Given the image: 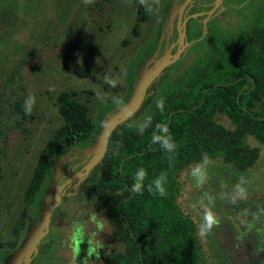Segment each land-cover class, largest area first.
<instances>
[{
    "label": "rangeland",
    "instance_id": "obj_1",
    "mask_svg": "<svg viewBox=\"0 0 264 264\" xmlns=\"http://www.w3.org/2000/svg\"><path fill=\"white\" fill-rule=\"evenodd\" d=\"M16 1L19 17L16 23L0 27V264L12 263L15 254L39 223L55 186L68 175L74 163L77 166L85 161L95 142L88 141L60 150L36 201L25 204L24 190L39 151L62 123L57 103L60 91L75 90L79 92L80 99L87 102L95 123L96 139L107 116L129 99L151 54L160 46L164 48L167 36L171 40L175 37V32H166V14L175 10L182 0H160L137 36L131 32L137 0H94L90 5H85L83 0ZM258 1L221 0V5L207 22L210 32H213L211 25L235 23L233 32L223 33L219 40L230 43L239 38L240 34L236 33L245 28L240 24L254 19L255 11L261 10L255 8L254 3ZM250 4L253 7L246 12ZM206 37L219 46L213 33ZM89 41L97 47V54H89L81 48ZM197 47H201L199 43L184 50L168 70L183 69L195 60L211 58L209 54L198 55ZM214 50L212 48L209 53ZM25 53V61L21 62ZM83 63L88 64L90 74L78 77L73 68ZM105 76L117 79V87L105 84ZM88 90L94 93L86 101L83 98H86ZM97 92L103 99L98 98ZM29 94L35 96V104L30 115L22 116L16 102L21 97L25 100ZM217 120L231 127L226 115H218ZM247 143L259 148L258 159L252 167L239 170L216 157L208 166L209 178L204 186L196 187L190 175L196 163L182 169L177 178L180 183L177 204L194 223L202 264H229L234 257L244 260V256L236 252L231 217L233 209L238 210L248 200L232 204L221 194L230 196L241 176L249 181L246 185L248 197L256 184L264 187V144L252 137L247 138ZM90 172L92 174L94 169ZM205 193L214 197L212 210L220 223L202 239L198 235V225L202 220L198 202ZM80 195V191L74 193L73 198L77 202L70 209L72 213L68 210L70 197H64L53 212L49 231L41 240L46 250L50 243L53 245L49 264H75L74 250L80 234L96 242L99 251V257L94 258L90 255L94 250H90L89 256L82 259L84 264H101L110 253L122 248L114 238V226L105 211L93 205L85 206L81 197L80 200L78 198ZM21 218L26 222L16 236L13 228ZM98 223L103 224L102 229ZM38 254L39 251L30 264H48L47 253Z\"/></svg>",
    "mask_w": 264,
    "mask_h": 264
},
{
    "label": "trees",
    "instance_id": "obj_2",
    "mask_svg": "<svg viewBox=\"0 0 264 264\" xmlns=\"http://www.w3.org/2000/svg\"><path fill=\"white\" fill-rule=\"evenodd\" d=\"M263 10L255 11L254 19L240 24L245 28L239 29L236 35L240 37L230 43L215 36L219 46L215 45L209 60H195L171 72L167 66L147 88L139 109L111 133L103 158L79 190L87 204L103 208L113 223L116 242L122 245L101 264H202L194 223L177 204V178L182 169L200 162L204 154L210 159L219 157L239 170L252 167L258 159L259 148L250 146L247 138L264 144ZM150 15L137 0L132 34L139 35ZM18 18L17 1L0 0V27L13 26ZM81 48L89 54L99 52L90 41ZM25 56L27 53L21 62ZM73 72L87 77L90 68L87 63L78 64ZM93 93L88 90L83 99L89 101ZM161 98L163 112L156 107ZM24 101L21 97L16 102L22 116ZM57 103L62 123L39 151L24 190L25 204L36 201L60 150L96 140L89 106L80 99L79 92L62 90ZM218 115H226L231 127L219 122ZM148 116L152 117V125L140 134L135 125ZM157 123L168 125L177 144L171 161L168 157L173 154L151 141ZM116 149L118 155L114 154ZM141 167L148 174L146 185L161 172L167 173L166 197L150 193L147 187L142 194L131 191L135 173ZM25 222L24 218L16 221V236ZM45 246L40 243L39 254L46 252L49 264L54 248L51 243L47 250Z\"/></svg>",
    "mask_w": 264,
    "mask_h": 264
},
{
    "label": "flooded vegetation",
    "instance_id": "obj_3",
    "mask_svg": "<svg viewBox=\"0 0 264 264\" xmlns=\"http://www.w3.org/2000/svg\"><path fill=\"white\" fill-rule=\"evenodd\" d=\"M184 1L185 0H182L175 10L166 14V32L167 34L175 32V37L171 40L170 37L167 36V41L164 45V48L161 49V46L158 47V50L156 49L148 60H159L166 54H173L179 47L178 38L179 33H181L182 30H184L183 42L186 44L184 50L192 46H196V44L199 43L201 47H197V51L199 49L198 55L206 56V54H209L211 57L215 52H209L212 48H215V43L212 42L211 38L208 39L206 36L213 33L214 36L220 37L223 33H227L228 31L233 32V29L236 25L235 23H228L225 25H211L213 32H210V28L207 25L208 20H210L212 17V13L221 5V2L211 14H208V11L214 7L215 0H189L184 7H181ZM254 5L255 8L264 9V0L258 1L257 4L254 3ZM250 7H253V4L248 5L246 7L247 10L245 11H249ZM86 159L87 156L85 160ZM84 162L81 164L77 163L79 164L77 166H75L74 163L71 166L68 175H66V177L55 186L54 190L59 184L65 182L68 178L74 175L83 166ZM86 177L77 183H72L71 185L65 186L63 188L64 194L61 197V202L64 197L71 198L70 207H68L69 211L73 208L74 203L77 202L73 198L74 193L76 191L79 192L80 186ZM250 193L251 194L247 199L248 203L244 204V206L240 205L238 210L233 209L231 217L232 230L235 234V241L237 242L236 252L243 255L244 260H239L234 257L231 259L229 264H264V214L260 216L259 220L253 216V213H259L260 209L264 208V187L261 188V184H256L252 187ZM80 197L83 203L86 204L85 206L90 205L83 200L82 195L78 197L79 200ZM97 208L103 210L101 207ZM70 212L72 213V211ZM247 215L248 217L246 219L245 217ZM249 225H251V227ZM80 237L81 238L76 241V246H78L77 248L75 247L74 250L75 264H84L82 259H85L89 256V253L91 252L90 250H94L93 253H90V255H93L94 258L99 257L98 244L96 242L90 241V239H87L85 236H81V234ZM84 239L87 240L85 241Z\"/></svg>",
    "mask_w": 264,
    "mask_h": 264
},
{
    "label": "clouds",
    "instance_id": "obj_4",
    "mask_svg": "<svg viewBox=\"0 0 264 264\" xmlns=\"http://www.w3.org/2000/svg\"><path fill=\"white\" fill-rule=\"evenodd\" d=\"M85 5H90L94 3V0H83ZM139 3L145 7L146 12L152 13L154 8L159 5L160 0H139ZM104 83L109 85L111 88H116L118 80L115 78H110L105 76ZM98 98L103 99L102 95L97 92ZM118 104L120 101H116ZM35 104V96L29 94L24 101V111L25 114L30 115ZM156 107L163 112L164 110V100L158 99L156 101ZM128 115L131 116L132 113L128 112ZM152 125V117L148 116L142 121L136 123L135 127L137 128L140 134H143L146 129ZM132 125H130L131 127ZM151 141L153 144H158L162 150L169 155L168 159L171 161L176 153L177 144L174 141L172 135L169 132V127L165 123H157L152 132ZM114 154L118 155V149L114 151ZM211 163V159L207 154H204L201 161L196 163L191 169V177L195 181L196 187H202L208 182L209 173L208 166ZM148 180V174L145 168H139L135 173L134 183L131 186V191L133 193L142 194L147 187V190L154 194L159 195L160 197H166L168 195L167 183L168 176L166 172H161L158 176L152 179L147 185L145 184ZM249 181L241 176L239 181L234 186L233 192L229 195L221 194L222 198L228 199L230 203L236 204L237 201H245L248 199V189L246 185ZM200 209L202 210V220L198 225V235L203 239L206 238L220 223L219 218L212 210L214 205V197L205 193L201 200L198 202ZM264 214V208L260 209L259 213H253V216L259 220L260 216ZM98 226L102 229L103 224L98 223ZM251 227V225H249Z\"/></svg>",
    "mask_w": 264,
    "mask_h": 264
},
{
    "label": "water",
    "instance_id": "obj_5",
    "mask_svg": "<svg viewBox=\"0 0 264 264\" xmlns=\"http://www.w3.org/2000/svg\"><path fill=\"white\" fill-rule=\"evenodd\" d=\"M188 1L189 0H185L181 7H184ZM220 2L221 0H215L214 7L208 11V14H211ZM183 37L184 30L179 33V47L173 54H166L159 60L148 61L141 76L137 80L129 99L123 105L110 113L105 119L93 146L86 155L87 159L85 160L83 166L74 175L56 187L49 202L45 205L39 223L31 232L19 251L15 254L11 264H30L31 260L39 251L41 240L49 231L52 214L57 205L61 202V197L64 194L63 188L65 186L71 185L72 183L81 181L101 161L107 150L109 137L113 130L119 124L128 120L139 109L146 96L149 85L162 73V71L167 66L174 63L180 57L186 45L183 42ZM152 61L153 63L149 66ZM128 112H131L132 115L129 116Z\"/></svg>",
    "mask_w": 264,
    "mask_h": 264
}]
</instances>
